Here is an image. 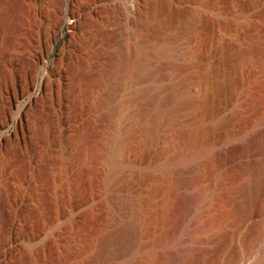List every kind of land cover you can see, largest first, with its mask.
Here are the masks:
<instances>
[{"label": "rangeland", "instance_id": "obj_1", "mask_svg": "<svg viewBox=\"0 0 264 264\" xmlns=\"http://www.w3.org/2000/svg\"><path fill=\"white\" fill-rule=\"evenodd\" d=\"M48 1L23 0L38 64L11 99L0 96V236L16 239L11 261L79 264L77 224L91 264H106L103 240L124 204L147 216L144 253L152 247L163 264L176 190L197 170L216 218L196 235L207 259L197 264H264V188L239 210L240 187L264 172V0ZM174 8L188 10L190 29ZM26 80L32 94L15 97ZM24 100L32 104L20 112ZM116 131L124 147L111 152Z\"/></svg>", "mask_w": 264, "mask_h": 264}, {"label": "bare ground", "instance_id": "obj_2", "mask_svg": "<svg viewBox=\"0 0 264 264\" xmlns=\"http://www.w3.org/2000/svg\"><path fill=\"white\" fill-rule=\"evenodd\" d=\"M33 1L35 2V4H37L41 0H33ZM23 3H24L23 0H0V96H4V97L8 96V93H10V91H12L13 88L17 89L20 86L21 82L23 81V78L26 79L33 72L34 65L36 66V64H38L37 61L33 59L31 56L32 47H33L32 40L22 32L23 31V22H22ZM88 8H90V6ZM171 11H172L173 18L177 20L179 28L183 30L190 29L192 24L188 21V18H187L189 14L188 10L184 8L182 9L174 8V9H171ZM6 20L8 21L7 25L5 24ZM196 21H201L200 15L196 17ZM161 23L165 25L166 20L164 21L161 20ZM77 24L78 22L75 20L74 27ZM73 32L74 34L72 35V39L70 41L71 43H74L76 41L75 36L77 35V32L76 31H73ZM66 53L67 51L64 52L62 57L60 58L61 62L62 61L64 62L65 56L67 55ZM123 55L125 58L124 61L126 62L127 54L124 49H123ZM52 68H55V67H52ZM64 73L65 72L61 64L60 66L58 65V67L55 68L54 72L52 73L56 77V80H57L56 83H59L60 85V88L57 91V94L55 95V99L60 101L59 103H62V104L64 103L63 100L65 99V94L67 93V92L65 93L64 90H62L63 88L61 89V86H63L64 84V79L66 78L64 77L65 75ZM45 77L48 78L49 74H46ZM27 80L25 82H28ZM75 82H76L75 80H72L71 85L74 86ZM29 85L27 88L23 86L25 89L22 91L20 90H16V92L13 91V93L15 94V97L19 98L24 95H28V96L31 95L33 87L32 85L30 86ZM181 90L182 88H178L177 92L174 93L170 98L175 99L177 95H179L182 92ZM8 98L11 99L10 96H8ZM153 99H154L153 97L150 99V103ZM150 103L149 105H151ZM31 104H32V100H27V101L24 100L22 105L20 106V112H23L25 108ZM61 106H64V105H61ZM156 129H157L156 123H152L150 125L151 132L153 133ZM119 133L120 131H116L112 133L110 137L112 148L109 151L112 150L111 152H116L119 149L124 147V142L118 137ZM146 140H149V139L146 138ZM146 140L145 142H147ZM245 147L246 148L244 149V153L248 152L249 150L248 145H246ZM263 147H264V144H263ZM118 161L119 160H116L114 161V163ZM201 184H202L201 176L199 172L197 170H191L188 172V174H186L182 178L181 184L178 186L176 190V192L179 194V197H180L179 199L181 203V209H180L179 214L175 218L169 221L170 226L167 231V234L169 237L168 253L166 254L164 258L163 264H197L202 259V256H203V260L205 262L207 261V259L204 258V255H203L204 253L203 247L201 246L196 235L204 231L208 226H210V224L213 223L216 218L207 217V213L204 209L205 200H206L205 198L207 196V190L203 188ZM263 188H264V172L256 171L252 175V177L247 179L240 187V192L244 199L243 200L244 204H239V207L243 208V210L242 209H239V210H241L244 213V211L247 210L248 206H245V207H242V206L256 201L257 198L261 195ZM125 206L127 205L121 204V205L116 206L117 211L120 213L121 216H124L125 219L119 218L116 227H114L111 231H109L107 237L105 238V240H103L104 243H103L102 248H103V252L105 256L107 257V259H105L106 264H116L115 261H113V259L120 258L122 260L123 257H127V258H125V260H123L122 262L120 261L121 263L118 262V264H155L156 258L154 254L155 253L154 249H151L152 247H150L148 248L150 250L147 253H144L147 251V250L144 251L146 247H149L148 245L149 243H147L144 240V237L146 235V230H147V222H148L147 216L141 213L130 214V212L127 210L128 207H125ZM220 215L221 214H218L217 218H219ZM76 223L77 221L75 222V224ZM76 227L78 228L77 224H76ZM77 228L75 229L76 233L74 231L75 235H72V236L75 238L77 243L83 242L82 248L80 247L78 251V253L80 254V258H81V261L79 264H91V260H92L91 257L89 255L84 254V247L88 248L89 246L88 238L85 236V232L83 233L84 228L78 231H77ZM2 237L0 236V264H16L14 263L16 259L14 260V262L13 260L11 261L12 258L10 255L11 251H13V248H15L14 242L16 239L14 240L11 231L8 232L7 237L5 238L6 240L4 239L2 240ZM259 237L261 238V235ZM43 240L44 239H42V241ZM33 252H35V250ZM17 262H19V260Z\"/></svg>", "mask_w": 264, "mask_h": 264}]
</instances>
